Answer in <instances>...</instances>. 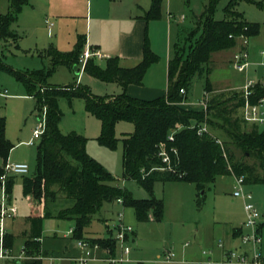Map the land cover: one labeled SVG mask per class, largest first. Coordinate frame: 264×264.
I'll list each match as a JSON object with an SVG mask.
<instances>
[{
    "label": "rangeland",
    "instance_id": "374dc122",
    "mask_svg": "<svg viewBox=\"0 0 264 264\" xmlns=\"http://www.w3.org/2000/svg\"><path fill=\"white\" fill-rule=\"evenodd\" d=\"M86 1H78V10L72 9L71 12L62 14L57 12V16L45 15L47 9L40 8L34 21L26 19V14L24 16L20 14L18 21L10 28L11 33L16 36L15 44L2 40L0 25V60L21 73L52 69L51 58L43 57L47 50L55 48L61 53H69L75 49L80 39H84L91 49L98 51L94 42L93 45L89 43L91 30L94 41L98 40L107 44L119 42L122 34L132 32L135 25L139 23L132 17L134 13H131L129 8L134 7L136 3L145 6L151 4V0H122L118 1L116 6L110 7L108 2L95 0L93 14L86 19ZM231 1L221 0L219 2L214 16L216 20L225 19V9ZM255 1L258 4L250 3L249 0L241 1L237 10L248 22L261 26L260 34L250 40V46L255 45L257 48L258 58L255 62L249 63L246 71L239 72L234 67L238 52L215 54L213 72L205 79L194 81L187 103L179 105L180 108L189 110L187 108L189 107L200 110L197 112L206 111L205 109L201 111V109L205 107L210 97L217 95L218 102H225L236 92L241 93L248 83L264 82V0ZM208 2L209 0H162L164 9L161 19L150 22L141 21L144 23L143 47L147 41L158 60L148 70L144 78V86H136V91L139 93H127L126 89L119 84L86 73L85 69L78 74L74 69L63 65L55 67V72L50 76L47 84L53 88L86 87L95 96L105 99L123 94L145 101L165 97L168 92V62L175 58L179 33L186 29L183 44L185 43L188 49L192 45L190 43L193 39L192 32L196 29L195 16L198 17L204 12ZM9 7L8 0H1L0 15H7ZM60 15L68 17L64 19ZM47 25H53L51 32ZM101 52L105 54L104 51ZM111 52L103 59L93 58L101 69H106L107 61L111 58H118L121 67H135L139 63L122 60L116 50ZM208 83L223 92L210 96L206 93ZM6 90L8 93H5ZM59 107L63 113L60 123V131L63 134L68 135L75 132L85 137L88 154L117 179L116 185L128 190L135 199L152 198L149 190L124 177L123 140L135 134L136 125L134 123L119 122L115 129L117 144L113 147H106L99 142L103 132L102 123L88 112L86 101L83 98L74 97L70 100L62 97L59 100ZM37 116L36 101L28 95L25 86L11 74L0 71V117L6 120L7 138L15 146L9 161L28 164L30 172L26 175L27 177H33L37 167V149L40 141L35 146L28 145L39 125ZM204 127L217 136L222 144L224 141H229L221 128L222 125L214 124V127L204 125ZM231 149L239 159L242 158V153L238 149L234 146H231ZM250 162L253 163L252 160ZM0 167H4L1 158ZM24 178L23 176L17 177L10 194L12 206L19 212L17 227L20 229L24 227L23 222L29 216L41 214L45 217L46 214L44 206L41 205L38 208L33 201L24 197ZM238 188L235 176L217 177L203 191H199L196 185L190 183H156L153 188L154 197L163 200L165 204L162 222L140 223L132 208L114 202L104 205L101 212L94 217L91 226L85 230L84 235L108 239V227L111 229L114 225L116 227L119 224V215L123 214L124 223L134 228L137 238L133 242L131 236L132 239L126 245L132 249L130 260L128 258L127 262L121 264H170L166 260L169 251L175 255L173 260L176 263L174 264H205L209 258H212L211 264H226V251L233 250L237 255H243L249 250L240 239L234 242L231 238L233 229L246 222L245 203L252 202L257 205L264 220V186L246 184L242 186L245 192L251 194L252 200L250 201L234 198V192ZM55 189L58 190V187ZM60 196L56 202L49 205L47 212L51 216L48 214L50 217L44 219L41 246L42 251L48 253L44 255V258L49 259V254L56 256L57 259L50 264H71L70 259L67 258H79L84 260L85 264H112L109 261V251L114 254L111 249L106 248L109 250L107 251L97 244L94 247L80 248L79 239L70 234L71 229H76L75 221L58 218L61 212L73 209L76 202L64 198L63 195ZM200 201H202L201 205ZM12 222L10 219L6 220L7 231ZM115 230L117 232L116 228ZM220 241L226 251L220 249ZM23 243V238L17 239L15 245L17 253L22 252ZM15 251L14 248L10 250V255L16 254ZM121 256L120 245L117 247L116 258ZM39 259L42 264L46 262L42 257ZM13 262V260L0 258V264H13Z\"/></svg>",
    "mask_w": 264,
    "mask_h": 264
},
{
    "label": "trees",
    "instance_id": "16d2710c",
    "mask_svg": "<svg viewBox=\"0 0 264 264\" xmlns=\"http://www.w3.org/2000/svg\"><path fill=\"white\" fill-rule=\"evenodd\" d=\"M8 1L9 13L0 15L1 37L4 42L15 44L16 36L10 28L18 21L29 0ZM220 1L209 0L204 12L195 16L196 29L192 32V45L188 49L183 44L186 29L180 31L175 58L168 65V92L157 100L145 101L127 94L105 99L95 96L86 87H50L47 81L54 74L55 67L63 65L74 69L77 66L81 70L80 58L87 45L84 39H80L69 53H61L55 48L47 50L43 57L51 58L52 69L21 73L0 60V71L14 76L36 101L38 121L43 119L46 111V130L37 149L36 173L33 177L23 176V195L32 196L39 206H44L46 214L45 217L29 218L30 231L24 249L27 259L14 261L13 264H42L39 258L48 254L42 251L40 243L44 219L51 216L47 212L49 205L56 202L60 195L76 202L73 209L61 212L58 217L75 221L73 235L79 241L90 242L92 247L97 244L116 253L117 243L112 236L96 239L84 235L105 204L122 200L124 206L135 211L138 222H161L165 204L154 197L156 183H190L203 191L217 177L236 176L243 177L246 185L264 186V127L250 125L244 120L242 92H236L225 102H218V96L214 95L207 100V109L202 112L179 107L187 103L194 81L205 79L213 72L215 54L232 50L239 42L244 45L239 52L247 50L244 40L260 34L261 26L248 22L237 10L239 2L245 0H232L225 9V19L216 20L214 16ZM249 2L258 4L255 0ZM161 17L162 0H153L144 19L150 22ZM157 60L146 41L144 57L137 66L123 68L118 58H111L103 70L91 59L85 72L127 89L131 85L142 86L148 70ZM213 91L208 83L206 93ZM62 97L70 100L80 97L86 101L88 112L102 123L103 132L99 142L103 146L113 147L117 144L115 129L119 122L128 121L136 125L135 134L123 140L124 177L149 190L151 199L137 200L128 190L116 185L117 179L88 154L85 137L75 132L65 135L60 131L63 113L59 100ZM262 98L264 87L257 84L252 103ZM214 124L223 126L221 128L229 141L220 144L217 136L209 131L199 134L204 125L214 127ZM6 130V120L0 117V158L4 167L15 148L7 138ZM171 137L174 139L171 140ZM231 146L242 153L241 159ZM162 153L167 155L169 162H164ZM4 167H0V178L5 173ZM16 179V176H12L7 181L9 194ZM14 241L15 238L7 234L4 248L13 250Z\"/></svg>",
    "mask_w": 264,
    "mask_h": 264
},
{
    "label": "built area",
    "instance_id": "2783aa9c",
    "mask_svg": "<svg viewBox=\"0 0 264 264\" xmlns=\"http://www.w3.org/2000/svg\"><path fill=\"white\" fill-rule=\"evenodd\" d=\"M53 25H49V29L51 30ZM245 45L248 44V40H244ZM97 58L103 59L105 58L99 51L93 50L86 45L83 55L80 58V68L83 71L89 60ZM249 66V52L247 50L238 52L236 55V62L234 63V67L239 72H244L247 70ZM257 84L248 83L242 89V93L244 95V106L242 108V114L244 120L250 125H259L264 127V98L258 100L256 103H252V97L254 95V89ZM264 87V82L260 83ZM7 93V92H5ZM184 94V90L181 91ZM207 101L205 103V110L207 109ZM46 130V111L43 116V119L39 121V125L34 131L33 139L28 143L30 147L35 146L38 141H41ZM206 127H202L199 130V134L207 132ZM174 138L171 137V140ZM222 144L221 141H218ZM164 158V162H169V159L165 153L161 154ZM4 175L0 178L1 187L0 191L2 195L0 196V258L2 259H10L13 261H22L27 259L24 251L19 256L10 255V250L4 248L5 237L7 235L6 230V220L7 219H15L18 216V209L13 207L10 198L11 195L7 191V181L9 177L12 176H25L30 172V167L26 163H11L10 161L4 167ZM236 177V176H235ZM238 189L234 192V198H243L244 200H252V196L250 193L245 192L242 189V186L245 185V179L243 177H236ZM120 204H123L122 200L117 201ZM246 213V222L243 227V232L241 234V241L245 247L249 250L243 255H237L233 250L229 251L226 255L227 262L226 264H264V237L261 233V222H262V214L257 205L252 202H246L245 206ZM125 217L123 214L119 215V224H117L115 241L117 246L121 245L122 256L120 258L111 257L109 261L112 264H121L128 261L129 254L131 253V248L126 246L129 243L131 236L134 234V228L131 226H126L124 223ZM70 234H73V230L70 231ZM79 246L82 249L86 247H92L89 242L80 240ZM219 247L224 248L223 243L219 242ZM206 254V253H204ZM175 258L174 253L170 251L166 255L167 261H173ZM76 264H85V261L79 258L73 259ZM205 264H211V261H208Z\"/></svg>",
    "mask_w": 264,
    "mask_h": 264
},
{
    "label": "crops",
    "instance_id": "0c3cea01",
    "mask_svg": "<svg viewBox=\"0 0 264 264\" xmlns=\"http://www.w3.org/2000/svg\"><path fill=\"white\" fill-rule=\"evenodd\" d=\"M78 1L79 0H29L28 4L24 7L23 11L21 12V16H24V14H26L25 15L27 17L26 19H28L29 21H34L36 16H37L36 14H37L38 10H40V8L47 9L45 15L51 14V15L57 16L58 15L57 12H59V14L69 13V12L72 11V9L78 10V8H77L78 7ZM118 1H122V0H107V1L103 0L101 2H108L110 7H114V6H116L118 4ZM86 2H87L86 19H88L89 15L93 14L95 0H87ZM113 2H116V3H113ZM150 3L151 4L149 6L148 5L145 6V5H141V4L136 3L135 5H133L134 7L129 8L130 12L134 13V14H132L133 15L132 17H134L136 20H138L137 22H139V23H137V25H135V27H134L132 32L127 33V34H122L121 40L119 42L116 41V43L107 44V43H103V42L98 41V40L94 41L93 40V36H92V30H91V33L89 35V43L91 45H93V42H94L95 43L94 45H96V47L98 48L99 52H101V51L105 52V54L101 52L102 55H104V56H107V55H109L108 53H112L111 51L116 50V51H118V55H119V57L122 60L125 59V61H132V62H135V63H138V62L140 63L142 61L143 57H144V47H143V39H142L144 23H142V22L143 21L147 22L144 19V16L146 15V13L148 11H150V9L152 7L153 0H151ZM40 5L47 6V7L46 8L45 7H41ZM32 8H34V10H32ZM163 9L164 8H163V3H162V12H163ZM66 11H68V12H66ZM60 17L61 18L64 17V19H66L68 16L60 15ZM98 17H101V15L100 16L98 15ZM47 28H48L49 32H51L52 29L51 30L49 29V25H47ZM250 40L251 39L248 40V44L245 45V46L247 48V51L249 52V59H251V61L249 63L251 64L252 61L255 62V60L258 58V55H257L258 53H257V50H256L257 48H256L255 45H253V47L250 46ZM243 47H244L243 43L239 42L238 46L235 47L234 49L229 50V51L220 52V53H217V54L219 55V54H227L228 52H234V53L235 52H239L240 50L243 49ZM59 49H61V48H59ZM250 52H251V54H250ZM259 56H260V54H259ZM230 63H231V61H230ZM168 65H169V62H168ZM123 68H133V67L131 66V67H123ZM142 86H144V85H142ZM212 88H213L214 91L212 93H210V96H212L214 93L223 92L222 90L218 89L217 87H215L213 85H212ZM126 91H127V93H139V91H136V86H134V85L129 86L126 89ZM5 92L8 93L7 90ZM187 108L189 110H194V109H191L189 107H187ZM204 109L205 108L201 109V111L204 110ZM194 111H200V110H194ZM59 197H61V196H59ZM25 198L26 199H30L31 201H33V203H34V205L36 207H38V208L40 207L33 200L32 196H28V197H25ZM64 198H65V196H64ZM10 202L12 204V198H10ZM244 211H245V209H244ZM18 214H19V212H18ZM17 217L15 219H12L13 222L11 223V226H10L9 230L7 231V234L11 235V236H13L15 238L14 251H15V245H16L17 239L18 238H23L24 239V243H23L24 245H23V249H22V252H23L24 249H25L26 242H27V235L29 234V231H30V224L28 223L29 218H31V217H42V216H41V214L36 215V216H29L23 222V226L24 227H22L21 229L17 227L18 226ZM244 224L245 223H243L241 226L236 227V228L233 229L231 238H232V240L234 242L237 241L238 239L241 240V234L244 231L243 230ZM43 228H44V225H43ZM115 228H116L115 225L112 227V229L110 227H108L109 237L112 236L113 239L115 238V235H116ZM71 230H73V229H71ZM261 233H262V235L264 237V220H263V217H262V222H261ZM86 237H88V238H96V239L100 238V237L99 238L98 237H92V236H89V235H87ZM109 237H107V238H109ZM132 238H133V242H134L135 238H137L135 230H134V234L132 235ZM132 238H130V240ZM40 243H41V241H40ZM103 249L107 250L106 248H103ZM222 249L224 250L225 248H222ZM107 251H109V250H107ZM224 251H226V250H224ZM116 252H117V250H116ZM15 253H16V254H14L15 256L21 255V253H17L16 251H15ZM227 253H228V251H226V255H227ZM109 254H110L109 258L116 257V253L112 254L109 251ZM131 254H132V249H131V253L129 254V257H128L129 260H130V255ZM52 255L49 254V259H47V257L46 258L42 257L43 260L46 261L44 264H50V263H52V261L54 259H57L56 256H52ZM67 259L68 260L70 259L71 264H76L73 261V259H75V258H67ZM208 261H212V258H209ZM167 263L174 264L176 262L173 260V261H171V262L169 261Z\"/></svg>",
    "mask_w": 264,
    "mask_h": 264
},
{
    "label": "water",
    "instance_id": "95a60500",
    "mask_svg": "<svg viewBox=\"0 0 264 264\" xmlns=\"http://www.w3.org/2000/svg\"><path fill=\"white\" fill-rule=\"evenodd\" d=\"M74 70L77 71L78 74H81V70H79L77 66L74 67Z\"/></svg>",
    "mask_w": 264,
    "mask_h": 264
}]
</instances>
